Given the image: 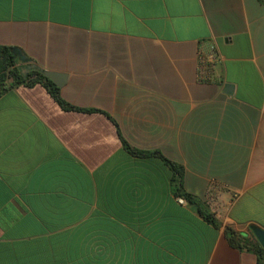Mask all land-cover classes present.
I'll use <instances>...</instances> for the list:
<instances>
[{"label":"crops","instance_id":"crops-1","mask_svg":"<svg viewBox=\"0 0 264 264\" xmlns=\"http://www.w3.org/2000/svg\"><path fill=\"white\" fill-rule=\"evenodd\" d=\"M206 42L218 82L197 80ZM0 45L65 75L74 107L40 84L0 92V264H257L225 228H264V4L0 0ZM122 140L181 165L218 226Z\"/></svg>","mask_w":264,"mask_h":264},{"label":"trees","instance_id":"trees-1","mask_svg":"<svg viewBox=\"0 0 264 264\" xmlns=\"http://www.w3.org/2000/svg\"><path fill=\"white\" fill-rule=\"evenodd\" d=\"M259 1L264 4V0ZM36 84L44 86L54 101H56L61 108L65 110L74 109V107L66 103L60 97L59 87L54 85L47 77H45L40 70L32 68L23 73L22 67L19 65L17 52L11 47L0 45V92L20 85L30 87ZM123 144L131 154L136 156L158 155L157 152L138 151L132 149L125 141H123ZM160 157L166 162L170 170V183L175 196L177 198H181L188 204L193 205L197 213L205 221L217 227L218 222L215 217L209 213L207 209H205L206 207L204 204L198 201L193 195L184 191L182 181L183 167L177 163L166 160L163 156ZM225 236L230 245L240 250L246 249L252 251L256 255L257 264H264V252L257 240L249 241L248 239L242 238L229 227L225 228Z\"/></svg>","mask_w":264,"mask_h":264},{"label":"built area","instance_id":"built-area-1","mask_svg":"<svg viewBox=\"0 0 264 264\" xmlns=\"http://www.w3.org/2000/svg\"><path fill=\"white\" fill-rule=\"evenodd\" d=\"M197 60V80L200 83H211L220 81L217 68L222 64V57L218 53L215 45L211 42L200 43L196 51ZM178 202L183 203L181 198ZM214 198L211 195L206 197V202L212 204Z\"/></svg>","mask_w":264,"mask_h":264},{"label":"water","instance_id":"water-1","mask_svg":"<svg viewBox=\"0 0 264 264\" xmlns=\"http://www.w3.org/2000/svg\"><path fill=\"white\" fill-rule=\"evenodd\" d=\"M22 72H26V69H23ZM42 73L57 87H60L64 83L65 75L61 73L52 71H43ZM250 229L264 252V228L258 225H251Z\"/></svg>","mask_w":264,"mask_h":264}]
</instances>
